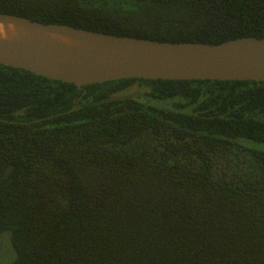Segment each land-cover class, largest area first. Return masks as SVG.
I'll return each mask as SVG.
<instances>
[{"label":"trees","instance_id":"obj_1","mask_svg":"<svg viewBox=\"0 0 264 264\" xmlns=\"http://www.w3.org/2000/svg\"><path fill=\"white\" fill-rule=\"evenodd\" d=\"M167 41L264 37V0H0ZM264 80L78 86L0 63L10 264H264Z\"/></svg>","mask_w":264,"mask_h":264},{"label":"water","instance_id":"obj_2","mask_svg":"<svg viewBox=\"0 0 264 264\" xmlns=\"http://www.w3.org/2000/svg\"><path fill=\"white\" fill-rule=\"evenodd\" d=\"M0 63L78 86L127 77L264 80V37L167 41L0 11Z\"/></svg>","mask_w":264,"mask_h":264},{"label":"rangeland","instance_id":"obj_3","mask_svg":"<svg viewBox=\"0 0 264 264\" xmlns=\"http://www.w3.org/2000/svg\"><path fill=\"white\" fill-rule=\"evenodd\" d=\"M264 147V145H263ZM11 241V232L6 231L1 234L0 238V264H10L15 258V250Z\"/></svg>","mask_w":264,"mask_h":264}]
</instances>
